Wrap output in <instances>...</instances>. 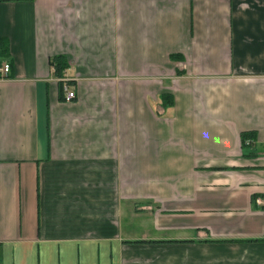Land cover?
<instances>
[{"label": "crops", "instance_id": "crops-1", "mask_svg": "<svg viewBox=\"0 0 264 264\" xmlns=\"http://www.w3.org/2000/svg\"><path fill=\"white\" fill-rule=\"evenodd\" d=\"M1 42L0 264H264V0H0Z\"/></svg>", "mask_w": 264, "mask_h": 264}, {"label": "trees", "instance_id": "trees-1", "mask_svg": "<svg viewBox=\"0 0 264 264\" xmlns=\"http://www.w3.org/2000/svg\"><path fill=\"white\" fill-rule=\"evenodd\" d=\"M7 55V49L4 42L0 43V58L5 57ZM51 64L55 67V72L58 77H62L64 71L68 69V62L67 59L63 56H57L55 57ZM61 89V100L63 101V94H64V83L62 82L60 84ZM161 104L163 108H169L174 105V98L171 95H162L161 98ZM242 138V148H243V155L244 156H253L254 154L249 152V149H251V146H246L247 140H254L255 134L254 133H244L241 136Z\"/></svg>", "mask_w": 264, "mask_h": 264}, {"label": "built area", "instance_id": "built-area-1", "mask_svg": "<svg viewBox=\"0 0 264 264\" xmlns=\"http://www.w3.org/2000/svg\"><path fill=\"white\" fill-rule=\"evenodd\" d=\"M11 64L5 63L0 67V75L3 78H8L11 74ZM77 99V94L70 86L68 82H64V94H63V101L66 103L74 102ZM257 203L260 204V201L257 200Z\"/></svg>", "mask_w": 264, "mask_h": 264}]
</instances>
